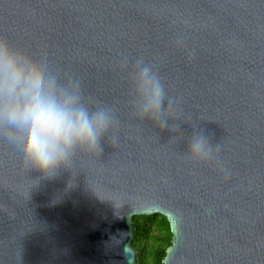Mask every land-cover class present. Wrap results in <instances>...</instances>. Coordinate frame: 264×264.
<instances>
[{"label":"water","instance_id":"95a60500","mask_svg":"<svg viewBox=\"0 0 264 264\" xmlns=\"http://www.w3.org/2000/svg\"><path fill=\"white\" fill-rule=\"evenodd\" d=\"M0 36L116 103L121 124L51 178L0 141V264H137L134 217L153 214L173 234L163 264H264V0H0ZM125 56L180 101L175 133L132 117ZM200 129L219 161L186 158Z\"/></svg>","mask_w":264,"mask_h":264},{"label":"clouds","instance_id":"9594fccd","mask_svg":"<svg viewBox=\"0 0 264 264\" xmlns=\"http://www.w3.org/2000/svg\"><path fill=\"white\" fill-rule=\"evenodd\" d=\"M120 70L127 77L132 117L175 133L179 127L169 121L177 119L180 101L167 94L158 69L143 56H125ZM118 111L116 103L86 96L82 81L53 69L47 55L0 36V141L21 153L29 170L51 178L71 170L80 153H102L103 143L114 146L121 125ZM220 152V144L204 129L187 139L186 158L194 163L217 162Z\"/></svg>","mask_w":264,"mask_h":264},{"label":"trees","instance_id":"16d2710c","mask_svg":"<svg viewBox=\"0 0 264 264\" xmlns=\"http://www.w3.org/2000/svg\"><path fill=\"white\" fill-rule=\"evenodd\" d=\"M133 245L138 251L137 264H163L173 234L168 219L161 214L135 216Z\"/></svg>","mask_w":264,"mask_h":264}]
</instances>
